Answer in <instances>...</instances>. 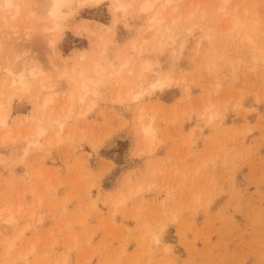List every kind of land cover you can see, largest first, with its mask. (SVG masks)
Listing matches in <instances>:
<instances>
[{"label":"rangeland","instance_id":"rangeland-1","mask_svg":"<svg viewBox=\"0 0 264 264\" xmlns=\"http://www.w3.org/2000/svg\"><path fill=\"white\" fill-rule=\"evenodd\" d=\"M128 1L0 0V264H264V0Z\"/></svg>","mask_w":264,"mask_h":264},{"label":"bare ground","instance_id":"bare-ground-1","mask_svg":"<svg viewBox=\"0 0 264 264\" xmlns=\"http://www.w3.org/2000/svg\"><path fill=\"white\" fill-rule=\"evenodd\" d=\"M38 4L41 7V10L46 14L45 16L49 19L52 20L51 22L54 23L52 28H44L46 32H50L52 35V40H51V45H54L59 39H60V32L58 30V21L61 19L63 16L64 12L63 10L67 7H70L72 5H85V4H99L103 0H38ZM6 7H11L13 5V0H4ZM129 5L128 0H116V6L115 9L118 11H123L125 10ZM155 5V3H152L151 0H145L142 2L139 6V11L141 13H146L147 11H150L151 8ZM18 8V7H17ZM19 9V8H18ZM17 9V10H18ZM161 14V9H157L156 13L153 15V22L154 26H158L160 24V21H158V17ZM104 26V25H103ZM31 31V30H30ZM44 31V30H43ZM51 39V38H50ZM83 59V58H81ZM81 67V66H80ZM151 68V64L149 62H145L142 64L141 69H139L138 76H137V82L139 81L140 83L143 82V76L148 72ZM103 64L101 65L99 62L94 64V70L93 73L97 75H101L103 73ZM93 76V75H92ZM102 76V75H101ZM16 78V79H15ZM96 77H89L87 76V70L82 68L80 69L76 74H73L69 81L70 83L73 82L75 86H77L75 89V93H71L67 102L71 103L72 99L74 98H79L80 101H83L84 98L89 94L92 93L94 94L96 92L95 87L100 84V80H96ZM98 78V77H97ZM13 84L17 85L19 87H26L30 86L31 83L27 81L26 75L23 73L18 77H14L13 79ZM29 84V85H28ZM72 84V83H71ZM169 86V81L167 78H162L161 76H158L152 83H151V88L153 90L156 89H164ZM42 95V94H41ZM48 97H44L45 104L50 103L52 101V97L50 95H47ZM50 96V97H49ZM126 96L132 97L133 99H136L138 96L132 95L130 91L126 92ZM43 98V97H42ZM120 102L122 100L121 96L117 98ZM125 100V97L124 99ZM45 108V107H44ZM42 110V109H40ZM8 118H9V110L5 108L3 105L0 107V126L1 127H6L8 125ZM42 122V121H41ZM55 122L49 121L48 126H52V124ZM57 124L60 125L59 120H57ZM49 127H44L41 126L37 130V135L38 136H43L47 134ZM143 135H144V142L146 144V147L150 149L152 147L153 141L156 138V132L153 129L151 125L149 126H144L142 128Z\"/></svg>","mask_w":264,"mask_h":264}]
</instances>
